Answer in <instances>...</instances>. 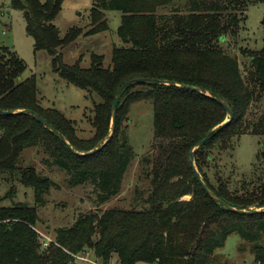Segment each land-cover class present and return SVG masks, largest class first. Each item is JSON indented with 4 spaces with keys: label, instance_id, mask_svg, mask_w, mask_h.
Masks as SVG:
<instances>
[{
    "label": "trees",
    "instance_id": "1",
    "mask_svg": "<svg viewBox=\"0 0 264 264\" xmlns=\"http://www.w3.org/2000/svg\"><path fill=\"white\" fill-rule=\"evenodd\" d=\"M188 1L187 14L176 10L157 15L176 0H95L92 29L74 27L61 37L53 22L64 0H12L11 7L24 13L35 51L52 58L53 72L69 85L96 94L101 102L92 109L94 136L79 138L62 112L41 105L35 78L23 79L24 62L0 45V174L19 178L35 191L39 207L45 206L55 183L32 167L20 166L26 149L41 146L53 165L65 172L70 187L93 186L97 210L81 213L71 227L57 229L54 243L44 248L36 231L39 207L3 206L0 198V264H85L76 257L88 251L101 264H110L114 256L119 264H224L216 252L233 234L246 241L256 262L264 264V115L252 124L246 122L253 103L264 97V50L251 55V79L246 81L238 59L220 46L237 35V13L264 0ZM112 10L123 14L118 35L124 44L113 50L112 67L104 68V57L96 54L91 55L90 68H83L81 60L65 64L61 51L81 36L107 31L106 12ZM139 79L157 83L136 84L125 91L116 131L104 146L115 99L126 83ZM142 100H151L154 107L153 145L140 161V177L148 188H135L137 206L100 212L98 208L121 193L135 159L128 136L129 112ZM218 100L233 114L222 128L230 117ZM24 110L35 112L48 127ZM10 111L15 113L4 115ZM211 133L196 151L195 167L230 209L203 190L191 164V152ZM248 133L261 139V148L251 179L238 188L231 177L214 174L209 164L216 155L232 154L236 141ZM96 148L100 150L92 155L75 153Z\"/></svg>",
    "mask_w": 264,
    "mask_h": 264
},
{
    "label": "rangeland",
    "instance_id": "2",
    "mask_svg": "<svg viewBox=\"0 0 264 264\" xmlns=\"http://www.w3.org/2000/svg\"><path fill=\"white\" fill-rule=\"evenodd\" d=\"M11 2L12 0H0V45L14 51L24 62L26 71L23 79L35 78L41 105L45 109L54 108L62 112L73 122L79 138L84 140L92 138L95 133L90 120L93 118L92 109L96 103L101 102V99L96 94L90 95L87 91L69 85L53 72L52 58L44 51H35L34 41L26 32L24 13L14 10ZM95 7V0H64L62 10L53 25L59 29L61 37L74 27H82L88 32L92 29L91 10ZM237 9L233 13L236 14ZM176 10L182 15L187 14L190 11L189 1L176 0L173 5L158 10L157 15H169ZM122 15L121 11H107L108 30L96 35L81 36L76 42L65 47L61 51L64 63L74 65L81 60L83 68H90L91 55L96 54L104 57V68L112 67L113 50L124 46L118 35ZM237 15L240 19L237 35L228 37L220 46L226 53L238 59L242 74L248 81L251 79V55L264 50V2L251 5L248 9L239 11ZM135 89L141 87L137 86ZM262 115L264 97L256 100L251 106L246 117L247 124L254 123ZM129 119V143L135 159L124 177L121 193L98 208L100 212L110 208L129 209L137 206L135 188L139 187L142 190L148 188V183L140 177V161L149 153L154 141L153 102L151 100L134 102ZM260 143L261 139L258 136L248 133L236 141L232 154L228 152L223 156L216 155L209 166L214 174L221 172V176L231 177L239 188V183L250 180L253 175L261 148ZM20 166L24 169L32 167L37 175L47 177L55 183L45 197V206L39 207L33 189L24 187L18 181L19 178L0 174V198L3 206L23 203L39 207L36 231L39 232L41 243L46 241L45 238L54 240L55 231L71 227L81 213L97 210L93 186L88 184L70 187L65 172L53 165V160L45 154L41 146L26 149L20 158ZM86 253L92 261L96 260L93 251ZM216 253L224 264H261L256 262L255 255L246 241L237 234L231 235L225 246ZM110 264H119L118 257L114 256Z\"/></svg>",
    "mask_w": 264,
    "mask_h": 264
},
{
    "label": "water",
    "instance_id": "3",
    "mask_svg": "<svg viewBox=\"0 0 264 264\" xmlns=\"http://www.w3.org/2000/svg\"><path fill=\"white\" fill-rule=\"evenodd\" d=\"M263 25H264V21H263ZM157 83V81L155 80H152V79H139V80H133V81H130L128 83H126L120 90V94L119 96L115 99V102H114V105H113V109H112V128H111V131H110V134H109V137L108 139L104 142V146L111 140V138L113 137L115 131H116V127H117V112H118V106H119V103H120V99L122 97V95L125 93V91L130 88L131 86L133 85H136V84H155ZM163 84H166V85H173V86H177V87H180V88H186V89H190V90H193V91H197V92H201V90H199L198 88H194V87H189V86H185V85H179V84H175V83H169V82H163ZM218 102L220 104H222L224 106V108L227 110L228 112V115H229V120H227L225 123H223L221 125L220 128L224 127L227 123H229L232 118H233V114H232V111L229 109V107H227L222 101L218 100ZM24 113H27V114H30L32 117H34L38 122L42 123L43 125H45L46 127H48V123L46 120H44L43 118H41L39 115H37L35 112L33 111H30V110H24L23 111ZM15 112H4V115H12L14 114ZM57 135H59L57 133ZM212 133L209 134L205 139H203L196 147L195 149L191 152V164L195 170V173H196V177L200 183V185L202 186L203 190L215 201L219 202L221 205H223L224 207H226L227 209H230L223 201L219 200V198L217 196H215L213 194V192H211V190L207 187V185L205 184V182L203 181V179L201 178L200 174H199V171L197 170V168L195 167V154H196V151L199 150L200 148H202L210 139ZM66 144L71 148V145L69 144V142L65 141ZM100 149L99 148H96L90 152H87V153H78V152H75L76 154H78L79 156H86V155H92L94 154L95 152L99 151ZM232 211L234 212H237V213H243V214H246L248 213L247 211H239L237 209H232Z\"/></svg>",
    "mask_w": 264,
    "mask_h": 264
},
{
    "label": "built area",
    "instance_id": "4",
    "mask_svg": "<svg viewBox=\"0 0 264 264\" xmlns=\"http://www.w3.org/2000/svg\"><path fill=\"white\" fill-rule=\"evenodd\" d=\"M46 241H42V244L44 246V248H48L51 244L54 243V241L50 238H45ZM79 261L85 263V264H101L98 261H92L90 257H88L87 255H83V256H79L76 257Z\"/></svg>",
    "mask_w": 264,
    "mask_h": 264
}]
</instances>
